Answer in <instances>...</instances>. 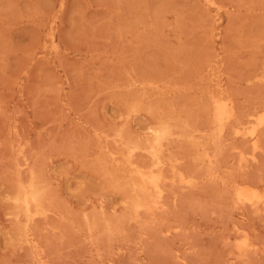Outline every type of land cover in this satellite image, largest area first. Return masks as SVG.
<instances>
[{"label":"rangeland","instance_id":"obj_1","mask_svg":"<svg viewBox=\"0 0 264 264\" xmlns=\"http://www.w3.org/2000/svg\"><path fill=\"white\" fill-rule=\"evenodd\" d=\"M263 113L264 0H0V264H264Z\"/></svg>","mask_w":264,"mask_h":264},{"label":"bare ground","instance_id":"obj_2","mask_svg":"<svg viewBox=\"0 0 264 264\" xmlns=\"http://www.w3.org/2000/svg\"><path fill=\"white\" fill-rule=\"evenodd\" d=\"M204 1H206V0H204ZM207 1H208V0H207ZM214 4H215V3H214ZM215 6H216V5H215ZM214 14H215V13H214ZM210 15H211V14H210ZM213 20H214V18H213ZM213 20H212V21H213ZM219 21H220V20H219ZM225 21H226V20H225ZM50 33H52V32L50 31ZM128 34H129V33H128ZM47 35H48V34H47ZM51 36H52V35H51ZM51 36H50V37H51ZM47 37H49V36H47ZM50 37H49V38H50ZM53 39H54V38H53ZM43 45H44V44H43ZM46 45H47V44H46ZM55 45H56V44H55ZM50 47H51V46H50ZM45 48H46V47H44V49H45ZM52 49H53V48H52ZM211 77H212V76H211ZM255 78H256V77H255ZM210 79H211V78H209V80H210ZM258 79H259V78H258ZM261 80H262V79H261ZM207 81H208V80H207ZM248 81H250V80H248ZM130 82H131V81H130ZM195 82H196V81H195ZM209 82H210V81H209ZM216 82H217V81H216ZM213 83H214V82H213ZM135 84H136V83H135ZM147 84H148V83H147ZM218 84H219V83H217L216 85H218ZM168 85H169V84H168ZM168 85H167V86H168ZM221 85H222V84H221ZM135 86H136V85H135ZM197 87H198V86H197ZM218 87H219V86H218ZM129 88H130V87H129ZM144 88H145V87H144ZM168 88H169V87H168ZM171 88H172V87H171ZM209 88H210V87H209ZM165 89H166V88H165ZM194 89H195V88H194ZM211 89H212V88H211ZM221 89H222V88L220 87V90H221ZM224 89H225V88H224ZM216 90H218V89L216 88ZM221 91H222V90H221ZM142 92H143V91H142ZM164 92H165V91H164ZM206 92H207V91H206ZM208 92H209V91H208ZM211 92H212V91H211ZM211 92H210V94H211ZM222 92H226V91H222ZM216 93H217V92H215V94H216ZM171 94H172V93H171ZM171 94H170V95H171ZM206 94H207V93H206ZM210 94H209V95H210ZM209 95H208V96H209ZM222 95H223V94H222ZM185 96H186V95H185ZM208 96H207V97H208ZM216 96L218 97V95H216ZM211 97H213V96H211ZM186 98H187V97H186ZM195 98H196V97H195ZM209 98H210V97H209ZM213 98H214V97H213ZM215 98H216V97H215ZM219 98H221V96L218 97V99H219ZM206 99H207V98H206ZM205 101H206V100H205ZM227 102H228V101H227ZM133 103H134V102H133ZM212 103H213V102H212ZM205 104H206V103H205ZM221 104H222V103H221ZM230 104H231V103H230ZM232 105H233V104H232ZM213 107H215V106H213ZM199 108H200V107H199ZM207 108H208V106H207ZM148 109H149L148 111H150V108H148ZM228 110H229V109H228ZM201 111H202V110H201ZM216 111H217L216 113L221 117V115H223L224 112H225V107L222 106V105H220V106L218 105V106L216 107ZM227 112H228V111H227ZM232 112H234V111H232ZM232 112L230 113V115L232 114ZM127 113H128V112H127ZM133 113H134V112H133ZM261 113H262V112H261ZM135 114H136V112H135ZM227 114L229 115V113H227ZM227 114H226V115H227ZM263 114H264V113H263ZM263 114H261V116H262ZM178 115H179V114H178ZM214 115H215V112H214ZM228 115H227V116H228ZM232 115H233V114H232ZM256 115H257V114H256ZM133 116H134V115H133ZM223 116H224V115H223ZM250 116H251V115H250ZM258 116H259V115H257V117H258ZM128 117H130V116H128ZM215 117H216V116H215ZM247 117H248V116H247ZM222 118H223V117H222ZM230 118H231V117H230ZM250 118H254V120H256V119H258V118H260V117H258V118L255 119V117L253 116V117H250ZM170 119H171V118H170ZM228 119H229V118L227 117V119L224 121V123L227 122ZM237 119H238V118H237ZM261 119H262V118H260V120H257V121L260 122ZM220 120H221V119H220ZM229 120H230V119H229ZM185 121H186V120H185ZM208 121H209V120H208ZM236 121H238V120H236ZM220 122H221L220 124H222L223 121L221 120ZM238 122H240V121H238ZM248 122H249V121H248ZM233 123H234V121H233ZM235 123H236V122H235ZM240 123H241V122H240ZM252 123H253V122H251L250 124L252 125ZM230 124H231V123H230ZM254 124H257V122L254 123ZM164 125H165V123H164ZM167 125H168V124H167ZM227 125H228V124H227ZM241 125H243V124H241ZM247 125L249 126V124H247ZM248 126H247V127H248ZM255 126H258V125H255ZM255 126H254V127H255ZM232 127H233V126H231V128H232ZM244 127H245V126L242 127L243 130H244ZM259 127H260V126H259ZM120 128H121V127H120ZM149 128H150V127H149ZM149 128H148V129H149ZM162 128H163V127H162ZM170 128H171V127H170ZM212 128H214V127H212ZM256 128H257V127H256ZM214 129H215V128H214ZM237 129H238V128H237ZM251 129L253 130V129H255V128L251 127ZM162 130H163V129H161V131H156V132H155V133H156V136H157V135L159 136L160 132H163ZM216 130H217V129H216ZM238 130H239V129H238ZM252 130H250V131H251V133H250L251 135L253 134V133H252ZM118 131H119V130H118ZM166 131H167V130H166ZM240 131H241V130H240ZM245 131H246V130H245ZM245 131H244V133L248 132L249 130L246 131V132H245ZM250 131H249V132H250ZM255 131H256V130H255ZM255 131H254V132H255ZM119 132H120V131H119ZM167 132H168V131H167ZM212 132H213V131H212ZM214 132H215V130H214ZM232 132H235V130L232 131ZM257 132H258V131H257ZM117 133H118V132H117ZM152 133H153V132H152ZM168 133H169V132H168ZM241 133H242V132H241ZM115 134H116V133H115ZM119 134H120V133H119ZM213 134L215 135V137L217 136L216 133H213ZM213 134H211L212 137H213ZM163 135H164V134H163ZM163 135H162L161 137H163ZM165 135H166V133H165ZM168 135H170V133H169ZM200 135H201V134H200ZM237 135H238V134H237ZM239 135H241V134H239ZM243 135H244V134L242 133L241 136L243 137ZM245 135H247V133H246ZM248 135H249V134H248ZM251 135H249V136H251ZM258 135H259V132H258ZM105 136H106V134H105ZM158 136H157V138H158ZM166 136H167V135H166ZM170 136H172V135H170ZM170 136H168V137H170ZM174 136H175V135H174ZM174 136H172V137H174ZM252 136H253V135H252ZM115 137H116V136H115ZM164 137H165V136H164ZM207 137H208V136H207ZM244 137H245V136H244ZM256 137H257V136H256ZM98 138H99V137H98ZM100 138H101V137H100ZM100 138H99V139H100ZM108 138H109V137H108ZM110 138H111V137H110ZM116 138H118V136H117ZM175 138H176V137H175ZM179 138H180V137H179ZM245 138H246V137H245ZM249 138H250V137H249ZM99 139H98V140H99ZM105 139H107V138H105ZM113 139H114V138H113ZM119 139H120V138H119ZM161 139H162V138H161ZM177 139H178V138H177ZM193 139H195V138H193ZM195 140H197V139H195ZM211 140H212V139H211ZM249 140H250V139H249ZM105 141H107V140H105ZM119 141H120V140H119ZM119 141H118V143H121V142H122V141H121V142H119ZM247 141H248V140H247ZM258 141H259V140H258ZM98 142H100V141H98ZM115 142H116V141H115ZM252 142H254V140L251 141L250 144H252V146H254L253 148H255L257 145L255 146V144H253ZM125 143H126V142H125ZM127 143H128V142H127ZM127 143H126V145L121 143V145L128 146ZM102 144H103V143H102ZM97 145H98V144H97ZM116 145H117V142H116ZM129 145H130V144H129ZM157 145H160V144H157ZM216 145H217V143H216ZM100 146H102V145H100ZM125 146H124V147H125ZM196 146H197V145H196ZM202 146H203V145H202ZM105 147H106V145H105ZM124 147H122V148H124ZM198 147H199V146H197V148H198ZM200 147H201V146H200ZM152 148H153V147H152ZM156 148H157V147H156ZM100 149H101V148H100ZM100 149H99V150H100ZM102 149H103V148H102ZM104 149H105V148H104ZM132 149H133V148H132ZM144 149H145V148H144ZM144 149H143V150H144ZM179 149H181V148H179ZM99 150H98V151H99ZM107 150H108V148H107ZM125 150H126V148H125ZM127 150H128V149H127ZM134 150L136 151L137 149H134ZM134 150H133V151H134ZM152 150H153V149H152ZM201 150H203V149H201ZM251 150H252V149H251ZM113 151H116V150H113ZM119 151H120V150H119ZM128 151H129V150H128ZM150 151H151V150H150ZM15 152H16V151H15ZM108 152H109V151H108ZM108 152H107V153H108ZM129 152H130V151H129ZM141 152H143V151H141ZM148 152H149V149H148ZM154 152L156 153V151H154ZM197 152H198V151H197ZM253 152H254V151H252V153H253ZM151 153H153V152H151ZM198 153H199V152H198ZM200 153H201V152H200ZM146 154H147V153H146ZM149 154H150V153H149ZM170 154H171V153H170ZM122 155H123V154H122ZM147 155H148V154H147ZM153 155H154V153H153ZM156 155H157V154H156ZM110 156H111V155H110ZM114 156H116V155L114 154ZM117 156H118V155H117ZM97 157H98V156H97ZM157 157H158V156H157ZM170 157H171V156H170ZM109 158H110V157H109ZM112 158H113V157H112ZM131 158H132V156H131ZM171 158H172V157H171ZM128 159H129V158H128ZM155 159H156V158H155ZM172 159H173V158H172ZM207 159H208V158H207ZM152 160H153V159H152ZM157 160H158V159H157ZM174 160H175V157H174ZM194 160H195V159H194ZM111 161H112V160H111ZM169 161H170V160H169ZM177 161H178V160H177ZM150 162H151V161H150ZM155 162H156V161H155ZM180 162H181V161H180ZM204 162H205V161H204ZM178 163H179V162H178ZM209 163H210V162H209ZM126 164H127V163H126ZM153 164H154V163H153ZM173 164H175V162H174ZM173 164H172V165H173ZM112 165L114 166V164H112ZM124 165H125V163H124ZM127 165H130V164H127ZM154 165H155V164H154ZM172 165H171V166H172ZM103 166H104V165H103ZM132 166H133V165H132ZM152 166H153V165H152ZM163 166H164V165H163ZM167 167H168V166H167ZM208 167H209V166H208ZM127 168H128V167H127ZM132 168H134V167H132ZM139 168H140V167H139ZM147 168H148V167H147ZM168 168H170V166H169ZM135 169H136V168H135ZM137 169H138V168H137ZM137 169H136V170H137ZM152 169H153V168H152ZM172 169H173V168H172ZM172 169H171V172H172ZM174 169H175V168H174ZM174 169H173V170H174ZM210 169H211V167H210ZM136 170H134V171H136ZM131 171H132V170H131ZM131 171H130V172H131ZM134 171H133V172H134ZM147 171H148V170H147ZM147 171H146V172H147ZM151 171H152V170H151ZM151 171H149V174L144 173L143 171H141V172L138 171V172H135V174H133V175H135V177L139 180V183H138V184H134V183H132L135 192H136V190H137V192H139V193L142 191L143 193H145V194H143V193L141 192L142 195H146V193H147L146 191H148V190H150V189H154V191H155V189H156L157 186H158L157 182H158V180L160 179V177H157V176H155V175H153V174H150ZM177 171L179 172V170H177ZM133 172H131V173H133ZM159 172L161 173V168H160L159 171L156 172V173H159ZM113 173H114V172H113ZM124 173H125V172H124ZM153 173H154V172H153ZM156 173H155V174H156ZM160 173H159V174H160ZM175 173H176V172H175ZM128 174H129V173H128ZM159 174H158V175H159ZM181 174H182V173H181ZM181 174H180V175H181ZM30 175H31V173H30ZM30 175H29V176H30ZM172 175H173V174H172ZM177 175H179V173H178ZM175 176H176V174H175ZM175 176H174L173 178H175ZM31 177H32V176H30L29 178H31ZM161 177H162V176H161ZM164 178H165V177H164ZM164 178H163V179H164ZM19 179H20V178H19ZM32 179H33V178H32ZM171 179H172V178H171ZM169 180H170V179H169ZM180 180H181V179H180ZM190 180H191V177H190ZM207 180H208V179H207ZM19 181H20V180H19ZM28 181H29V179H28ZM165 181H166V179H165ZM167 181H168V179H167ZM171 181H172V180H171ZM182 181H185V180H184V177L182 178ZM182 181H181V183H182ZM187 181H189V180H187ZM30 182H31V183H30ZM135 182H136V181H135ZM162 182H163V180H162ZM172 182H173V181H172ZM19 183H20V182H19ZM21 183H22V182H21ZM28 183H29V184H32V181H29ZM28 183H26V184H28ZM136 183H137V182H136ZM158 183H159V182H158ZM184 183H185V182H184ZM33 184H34V183H33ZM33 184H32V185H33ZM185 184H186V183H185ZM135 185H137V186H135ZM20 186H21V185H20ZM23 186H24V184H22V187H23ZM28 186H29V185H28ZM26 187H27V186H26ZM29 187H30V188H27V189H24V190H23V188H22V190H20V192H19L20 194H18V197H17V199H16V203L19 204L21 207L25 208V211H26V212L29 211V208H30L31 205H34V204L37 203V196H38L37 194H35V191L33 190V188H31V185H30ZM33 187H34V186H33ZM20 188H21V187H20ZM24 188H25V187H24ZM130 188H131V187H130ZM240 188H243V187L241 186ZM244 188H245V187H244ZM244 188L242 189V190H244V191H237V192H235V193H237V194L234 193V195H236L237 199H238V200H242V201H243V200H244V201H252V200L254 201L255 199H252V200H251V198L249 197V196H251V195L249 194L251 190H250L249 193H248V191H247L246 189H244ZM246 188H247V187H246ZM131 189H132V188H131ZM157 189H158V188H157ZM157 189H156V191H158ZM237 189H239V188H237ZM159 190H161V189L159 188ZM252 190H253V189H252ZM254 190H255V189H254ZM233 191H234V190H233ZM158 192H159V191H158ZM133 193H134V192H133ZM149 193L152 195L151 191H150ZM161 193H162V192H161ZM257 193H259V192H257ZM155 194H157V192H155ZM155 194H154V197L156 196ZM248 194H249V196H248ZM36 195H37V196H36ZM41 195H42V194H41ZM151 195L148 194V197L151 196ZM157 195H158V194H157ZM134 196L136 197V196H138V195L134 194ZM159 196H160V197H159ZM258 196H259V195H258ZM135 197H133V199H135ZM139 197H140V196H139ZM142 197L145 199L144 196H142ZM146 197H147V195H146ZM154 197L152 196L153 199H151V200H154V201H155L156 198H158V199L160 198V199H161V195H158L155 199H154ZM150 198H151V197H150ZM139 199H140V198H139ZM158 199H157V200H158ZM137 200H138V199H137ZM137 200H136V201H137ZM145 200H146V199H145ZM145 200H144V201H145ZM149 200H150V199H149ZM134 201H135V200H134ZM140 201H141V200H140ZM140 201H137V203L135 202L137 207H140L141 204H142V205H144L145 203L147 204V202H145L144 204L141 203V204L138 205V202L140 203ZM147 201H148V199H147ZM154 201H153V202L151 201V202L154 203ZM244 201H243V202H244ZM263 201H264V200H263ZM148 202H149V201H148ZM239 202H240V201H239ZM243 202H242V203H243ZM135 203L133 202V204H135ZM152 203H151V204H152ZM260 203H261V202H260ZM263 203H264V202H263ZM146 204H145V205H146ZM154 204H155V203H154ZM156 204H157V201H156ZM243 204H244V203H243ZM254 204H255V203H251V205L255 206ZM124 205H125V204H124ZM37 206H38V205H37ZM145 207H146V209H147V206H144V207H141V208L144 209ZM148 207H150V206L148 205ZM134 208H135V206L133 207V209H134ZM34 209H35V207H34ZM37 209H38V208H37ZM37 209H36V210H37ZM39 210H40V209H39ZM132 211H133V210H132ZM29 212H30V211H29ZM33 213H34V212H33ZM35 213H36V212H35ZM27 214H28V213H27ZM33 216H34V215H33ZM33 216L31 215V217H33ZM44 216H46V215H44ZM14 217H15V216H14ZM26 218H27V216H26ZM85 218H86V216H85ZM153 218H154V217H153ZM27 219H28V218H27ZM29 220L31 221V219H29ZM85 220H86V219H85ZM87 221H88V220H86V222H87ZM89 229H90V228H89ZM139 230H140V229H139ZM21 231H22V230H21ZM88 231H89V230H88ZM21 233H22V232H21ZM243 235H245V234H243ZM19 237H20V236H19ZM24 237H25V236H24ZM243 237H244V236H243ZM26 240H27V239H26Z\"/></svg>","mask_w":264,"mask_h":264}]
</instances>
